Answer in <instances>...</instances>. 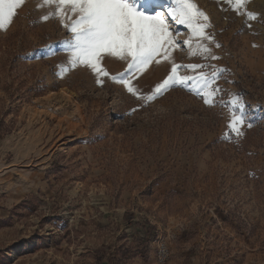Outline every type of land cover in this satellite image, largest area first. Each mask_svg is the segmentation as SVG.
Instances as JSON below:
<instances>
[{
    "label": "rangeland",
    "instance_id": "obj_1",
    "mask_svg": "<svg viewBox=\"0 0 264 264\" xmlns=\"http://www.w3.org/2000/svg\"><path fill=\"white\" fill-rule=\"evenodd\" d=\"M194 2L222 45L223 98L239 94L253 124L239 138L228 108L180 87L128 114L140 102L118 82L68 66L42 0L0 29V264H264V0L251 28L221 0ZM168 71L150 66L142 87Z\"/></svg>",
    "mask_w": 264,
    "mask_h": 264
},
{
    "label": "snow or ice",
    "instance_id": "obj_2",
    "mask_svg": "<svg viewBox=\"0 0 264 264\" xmlns=\"http://www.w3.org/2000/svg\"><path fill=\"white\" fill-rule=\"evenodd\" d=\"M27 0H0V29L13 22ZM227 9L246 24L257 19L249 10L250 0H221ZM174 5V6H173ZM41 6L52 9L43 15L58 18L68 36L60 43L70 68L83 66L90 70L96 82L103 86L107 79L118 82L125 91L139 100L132 114L139 108L162 97L169 90L180 87L198 95L205 105H219L229 109L227 138L243 136L245 127H252L246 104L239 94L225 101L217 81L226 68L211 63L220 59L214 48L222 45L216 39L213 25L194 0H42ZM188 30L187 39L180 40V28ZM186 46L197 63H178L173 53ZM115 58L125 62L126 70L111 75L104 66ZM152 65H165L169 71L160 82L145 89L140 78ZM63 71V68H61Z\"/></svg>",
    "mask_w": 264,
    "mask_h": 264
},
{
    "label": "bare ground",
    "instance_id": "obj_3",
    "mask_svg": "<svg viewBox=\"0 0 264 264\" xmlns=\"http://www.w3.org/2000/svg\"><path fill=\"white\" fill-rule=\"evenodd\" d=\"M64 94L68 95L66 91H63ZM69 97H71V95L69 94Z\"/></svg>",
    "mask_w": 264,
    "mask_h": 264
},
{
    "label": "trees",
    "instance_id": "obj_4",
    "mask_svg": "<svg viewBox=\"0 0 264 264\" xmlns=\"http://www.w3.org/2000/svg\"><path fill=\"white\" fill-rule=\"evenodd\" d=\"M1 126L5 127V123L4 122H1Z\"/></svg>",
    "mask_w": 264,
    "mask_h": 264
}]
</instances>
